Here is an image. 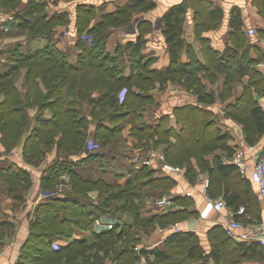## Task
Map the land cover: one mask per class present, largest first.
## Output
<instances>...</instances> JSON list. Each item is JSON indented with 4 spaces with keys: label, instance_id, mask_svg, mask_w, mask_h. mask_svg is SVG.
Here are the masks:
<instances>
[{
    "label": "trees",
    "instance_id": "trees-1",
    "mask_svg": "<svg viewBox=\"0 0 264 264\" xmlns=\"http://www.w3.org/2000/svg\"><path fill=\"white\" fill-rule=\"evenodd\" d=\"M17 2V0H0V7L10 8L7 12L14 15L19 28L27 27L30 31L34 28L41 30L47 29L51 24L50 30L48 29L49 33L52 31L53 22L62 21L64 17L67 18L66 13L53 15L50 18L37 13V17L32 23L24 25L17 15L19 13V11L17 12L19 6ZM253 4L264 19V0H253ZM45 5V3H40V6ZM35 7L38 8L39 6ZM127 12L128 10L122 9L117 15L106 14L99 25L89 28L88 22L93 17L94 10L86 5H78L76 7L75 27L79 33H82L86 28L87 35L94 36V39L92 38L90 44L87 39H82L81 34L79 35V37L81 36L80 40H83L85 45L76 44L80 53L74 63L69 61L67 53L57 49L52 44L35 51H24L21 45H17L8 51L13 65L6 72L0 73V96H3L0 101V146L3 147L4 152L9 153L23 143L21 155L24 162L30 166H36L44 161L48 153L54 150L56 156L45 169L46 172L50 173L41 178V185L44 188L43 180L54 181L56 177L59 178L60 174L55 173L57 168H64L65 164L71 162L73 160L71 158L74 156H76V160L73 163L77 164L89 163L105 157V153L97 149L84 153L88 138L96 143L98 148L104 147L110 143L120 128L117 125L105 126L102 123L103 120L108 118L122 122L129 117L131 136L139 140L144 134L145 141L151 142L154 148L165 146L163 150L164 162L182 167L184 175L190 183L197 179V175L202 170H206L209 175L207 195L210 197L221 195L226 206L234 210L245 203L253 205L252 200L247 196H251L253 201L258 203L249 178L241 176L234 165L223 162L221 155L214 158L212 166L205 159L215 148L227 147L225 143L229 139V134L221 129L222 122L220 121L222 119L205 105L224 102L232 93L233 84L241 81L242 77L247 74L250 77L242 95L234 104H227L225 108H222L223 119L229 117L241 123L249 143H255L264 133V111L253 100L252 96L253 88L257 91L264 90V71L248 69L253 60H250L247 49H245L246 37L240 33V22H235L234 30L239 34L235 40V47L241 48V61L237 62L232 73L227 76L218 97L215 98L208 93L205 86L196 78L197 70H201L203 67H199L200 69L196 71V68L182 67L178 69L179 66L176 67L177 70L186 74L184 86L197 96L196 102L181 105L174 109V116L177 122L181 124L180 130L177 132L173 128L166 129L167 116H162L155 125L133 123L140 118L139 112L141 111L136 107L143 103L142 106L140 105L141 107L139 106L142 108L151 100L150 97H144L141 93L133 91L134 78H137V84L133 87L140 88L141 91L148 90L143 87L151 88L159 73L149 70L148 62H144L145 59L136 53L135 56L138 58L130 65L129 74L125 76L124 67H119L115 59L120 49H117L116 56L107 53L103 47L105 33H99L103 29L105 31L109 23L128 22L130 15ZM184 12V5H177L162 18L163 23H165V41L173 62H175L177 53L183 44L181 28ZM116 16L123 17L122 21ZM139 30V37L134 44L135 52L140 48V36L148 30L147 24L145 22L140 23ZM95 32H98L99 37L102 36L100 38L102 39L101 44L96 43L97 39L93 34ZM94 40L95 42H93ZM256 53L258 57L254 64L257 66V63L264 62V53L259 50H256ZM108 61L110 65L106 63ZM21 69H25V71L22 76V88L19 90L15 86V81L21 74ZM170 70L172 69H169L168 72H171ZM203 70H207V68ZM143 72L146 74L143 75ZM168 72L162 78L169 75ZM94 91H98V96L92 97ZM34 106L39 111L50 110L51 113L47 117H36L35 127L30 134L25 135L31 122L28 109ZM93 122L95 126L90 131ZM2 153L0 150V157ZM11 165L15 166L16 164L12 162ZM15 167V169L0 167V181L6 183L8 196L12 194V200L19 202L23 201L22 191L31 186V180L29 169L20 167V165ZM156 171L154 168L141 166L136 171L128 172L127 177L118 175L121 181L126 177L125 181L120 182L122 187L118 183H107L102 179H83L72 173L70 177L74 178V183L70 185V189L74 191V196L70 195L66 200L50 198L47 202L38 204L35 208V219L29 223V235L22 245L17 264H104L108 256H112L109 258L112 264H139V253L129 246L133 243L131 241H135L130 237L132 229L138 225V220H140L139 211L132 200L138 195L127 187L137 184L138 187L156 188L175 184L174 175L154 176ZM214 173L217 174L218 180L223 181L224 186L222 188L210 179ZM236 178H240L241 184L233 183V179ZM137 180H139L138 183H135ZM87 185H90L89 189H87ZM99 188H107L111 191L105 197L104 202L107 204L124 198L120 206L113 205L112 208L114 210L126 209L133 218V222L125 223L123 227L116 225L100 232L92 231L90 236L72 239L64 246L56 245L54 243L55 236L65 235L68 237L73 233L74 228L92 229L94 220L98 218L97 215H94L75 198L76 195H81L84 191L98 190ZM129 198L130 200L125 201ZM56 202L65 205L60 210L72 211L74 215L59 214L58 211L60 210L55 207ZM13 207L15 206L13 205ZM103 208L107 209L106 206ZM252 209L254 211L256 208L253 206ZM252 209L251 206L250 208L247 206L243 214H249V220L256 221L259 219V209L257 215H253ZM175 212L177 211H168L159 216L155 215L148 221L159 223L168 219ZM2 226H5V223H1L0 227ZM41 226L44 229H40ZM11 227L13 228V225L9 224L8 228ZM52 227H64V229L53 230ZM53 231H56V234ZM4 234L2 229L0 231V247L2 246L1 238L4 237ZM223 234L225 235L221 226H214L209 229L207 238L211 247L206 252L197 233L190 230L170 233L165 239L166 245L180 246L186 243L189 245L183 248L182 253L156 252L155 257L157 259L154 264H192L194 261H199V264H208L209 258L216 264H239L244 258L253 257V252H260L263 249L258 243L243 241L231 243L229 238ZM129 238L132 240L128 243Z\"/></svg>",
    "mask_w": 264,
    "mask_h": 264
},
{
    "label": "crops",
    "instance_id": "crops-1",
    "mask_svg": "<svg viewBox=\"0 0 264 264\" xmlns=\"http://www.w3.org/2000/svg\"><path fill=\"white\" fill-rule=\"evenodd\" d=\"M48 5L47 10H50L49 12L52 15L54 13L67 14L66 19L67 23L68 21L69 23L64 26H57L56 28L58 33L55 38V46L63 52L66 51L65 47L67 49L75 47L76 50H74V53L72 54V56L75 57V60L71 61V58H68L69 61L73 63L77 61V57L80 53V50L76 48L75 42L77 39H75V34L73 32V25L76 19V7L78 5H86L92 7L94 10V15L91 18L89 28L99 25L103 16L106 14L117 15L122 9L128 10L127 13L130 15L128 22H118L116 24L109 23L107 25L103 47L105 51L112 56H116L117 54L120 56V61L123 62L124 66L125 76L129 74L132 59L135 57L136 53L137 55L144 57V62H148L149 70L159 73L160 76L158 75V77L154 79L153 86L150 89L141 91L140 88L133 87V91L141 93L142 96L150 97L151 99L141 108V112H139V119H141L140 123L155 125L159 122V119L162 116H167L168 122L165 126L166 129L173 128L177 132L180 130L181 124L177 122L174 116V109L178 106L197 101V96L184 86L186 74H184L183 71L177 70L178 66V69L182 67L187 69L196 68L195 71L201 67H203V69L207 68V70H197L196 78H198L205 86L207 92L216 98L220 95L227 76L232 73L233 67L237 62L241 61V48L235 47V40L239 35L234 30L235 22H240V33H243L246 37L245 49H247L250 60H253V63L248 67L254 66L256 70H258L259 68L254 64L258 57L256 50L264 53V19L260 15L258 8L253 4V0H57L56 3L53 2ZM177 5H184L185 7L181 28V39L183 44L177 53L175 62H173L165 41V23H163L162 18H164L169 11ZM3 15L4 14L0 12V28L2 25L3 27H11L12 25L15 27V23L13 24V22H11L12 17L4 16L6 19L3 21ZM139 16H143L144 20H141L137 25L133 24V20ZM116 17L120 18V21L123 19V17ZM143 22L147 24L148 30L140 36V48L135 52L134 44H136L140 33L139 24ZM250 29L253 30L252 34L248 32ZM10 43H12V41ZM6 44V41L4 42L3 39H0V73L6 72L13 65L12 61H7L6 55H3L4 52H8L18 45V43L9 46ZM46 45L45 40L42 39L30 40L29 45H27V51H35ZM118 48L120 49V52L117 53ZM169 69H172L170 70L171 72H168ZM260 70L261 69L258 71ZM167 72L170 74L162 78ZM260 72H262V70ZM22 75L18 76L15 81V86L19 90L22 88ZM249 77L250 75L247 74L242 77L241 81L235 82L233 84L232 93L224 100V102H221V104L215 102L213 104L205 105L207 108L212 109L220 119H222V125L220 126L224 132L229 134L227 142L233 150L232 154L235 150L242 149L248 157L251 155L246 149L248 146H253L256 152L263 154L264 133L255 143H249L246 139L243 125L229 117L223 119L222 108H225L227 104H234L236 102V100L242 95L245 86H247ZM98 94V91H94L92 97H96ZM252 96L253 100L264 111V90L257 91L253 88ZM2 99L3 96L1 95L0 101ZM123 113H125V111H123ZM102 123L108 127L117 125L120 128L119 133L123 136H120L121 148L124 146L123 148L130 149V153L125 154L126 156H121L124 159L123 161L119 159V152L114 150V145L116 143L115 139L112 142L110 141L104 149L107 150L106 153H111L107 155V157H102L101 160L106 159V161L104 160V163L99 165L101 166L100 168H102L101 170L103 174L107 171L112 172L114 175H121V172H118L115 169L121 168L124 170V168L126 169L130 166L135 168V170H138V164L140 160L143 159V155L149 156L154 164L159 163L158 157L160 155L163 156L165 146H160L156 148L157 150L145 151L142 155H139V148H136V143H133L136 139H132L130 134L131 124L129 122V117L125 118L122 122H116L105 118ZM122 123H124V126H120ZM94 126L95 123L93 122L89 130L92 131ZM0 150L2 151V148H0ZM17 150L18 148L9 153L3 151L0 159L4 160L6 157L8 160L19 166L21 160L17 155ZM230 156H222V161L229 163L228 159ZM251 162L252 160L249 161L247 174L250 173ZM94 170L95 169H93V171ZM29 171L33 173L32 169H29ZM155 176H167V174L166 172L157 169ZM205 177H208L207 173H199L197 179L193 183H190L185 175L175 176L177 182L175 188L178 187L179 184L182 188L180 192L179 189H176V191L174 189V191H170V197L168 196L167 198L169 203L164 207V213L186 209L192 214H197L199 209L203 208L204 204H206L205 197L201 192L202 180ZM250 183L257 201L259 202L260 208L258 220L250 221L249 214H233L236 209L234 210L227 206L218 212L208 211L209 209L206 208V211H208L207 216L202 215L203 217L201 219L191 217V220H188L189 222L179 226V228H187L192 232L201 229L202 235L200 239L205 251L208 252L211 246L209 239L207 238V232L212 227L221 226L232 218L241 221L245 225L264 223V203L258 195L256 186L251 181ZM186 191H191V195L186 196L190 199L189 207H183L179 204L178 200V198L185 196ZM38 197L37 194H32L31 196L30 194L28 196L26 195L24 198L27 200V205L13 214L11 209L8 208L9 206H5L6 203L1 204L5 206V208L0 209V215H3L4 218H8L9 223L13 225V228L11 227L13 230L10 234L7 233L8 236H5L6 238L2 241L3 246L0 248V264H17L21 246L25 243L29 235V220L27 218L28 203L30 202V199L34 200ZM218 197L222 196L219 195L210 198L215 199ZM2 220L3 219L0 221ZM105 221L113 222L109 218ZM102 222L103 220L101 217H99V219L96 218L92 225V229L89 231L74 228L73 239H82L90 236L92 231H103L104 228H102ZM158 233L150 238L149 241H147V244L148 242H160L167 236V233L164 234L162 232V234L160 231H158ZM227 237L231 243L239 241L235 238ZM59 244L63 245L62 243ZM208 261V264H216L211 258H209ZM104 264H112V262L111 260L106 259ZM239 264H264V247L260 252H253V257L241 260Z\"/></svg>",
    "mask_w": 264,
    "mask_h": 264
},
{
    "label": "rangeland",
    "instance_id": "rangeland-1",
    "mask_svg": "<svg viewBox=\"0 0 264 264\" xmlns=\"http://www.w3.org/2000/svg\"><path fill=\"white\" fill-rule=\"evenodd\" d=\"M18 2V7H17V12L19 11V13H17L18 17H20V22L23 23L24 25H26L27 23H32L33 20L37 17V13H41L43 15H46L47 18L52 17L53 15H60L59 13H54L53 15L49 12L50 10H47V6H49V3H56L57 0H17ZM33 2V3H32ZM32 3V4H31ZM40 3H45V6H40ZM39 6L38 8L35 6ZM34 6V7H31ZM8 9H10L9 7H0V12L3 15V21H5L6 18H4V16L8 17L11 16L12 20L11 22H13V24L15 23V27H13V25L10 26H6L3 27V25L0 28V39H3V41H6V45H13L18 43V45H21L24 51H27L29 42L30 40H35V39H42L45 40L46 44H52V45H56L55 42V38L57 37V33L58 31L56 30L57 26L60 25H67L69 23H67L66 18L64 17V19L62 21H58V22H53L52 25V31L48 33V29L50 30L51 24L48 26L47 29H41V30H37V28H34V30H29L27 27L23 28H19L17 27L18 25V21L15 19L14 15H11V13L7 12ZM51 14V15H50ZM88 24H91V20H89ZM89 27V26H88ZM87 29L85 28V30L82 31V33H79L76 28H75V23L73 25V32L75 34V39L76 40V44L77 45H85L84 41L85 39H87L88 43L91 44V41L94 39V36H89L87 35ZM76 32V33H75ZM100 34H104L105 31L103 29V31H99ZM83 35V40H80L79 35ZM97 39L96 43L101 44L102 39H100L101 37L98 36V32L93 33ZM92 34V35H93ZM18 37V38H16ZM93 38V39H92ZM99 38V39H98ZM15 39V40H14ZM18 39V40H16ZM95 39V40H96ZM95 40L93 42H95ZM12 41V43H10ZM18 41V42H15ZM10 43V44H9ZM20 43V44H19ZM75 44V45H76ZM88 45V44H87ZM56 47V46H55ZM65 53L68 54V58H71V61L75 60V57L72 56V54L74 53V48H66L65 47ZM4 56L6 55V59L7 61H12V59L10 58L9 52H4L3 54ZM2 55V56H3ZM73 58V59H72ZM136 58H138V56L133 57L132 59V63H134V61L136 60ZM144 58V57H142ZM116 59V64H118L119 67L123 68V62H121L120 56L115 57ZM110 65L109 61L106 62ZM252 66V67H248L249 70H256V68ZM25 69H21V74L19 76H21L24 73ZM146 74L145 72H143V75ZM23 76V75H22ZM151 78H153V76H151ZM134 85L137 84V78H134ZM132 85V88L133 86ZM145 89H150L148 86L147 87H143ZM42 89V88H41ZM143 104V103H142ZM142 104H140L142 106ZM139 105V106H140ZM137 106L136 108H138V110L141 111V106L139 107ZM144 106V105H143ZM30 118H31V122H30V127L29 130L26 132L25 135L30 134V132L32 131V129L35 127L36 125V117H47L50 116L51 111L50 110H43V111H39V109H37V107H32L28 109ZM32 115V116H31ZM141 119H137L135 121H133V123H140ZM168 120L166 121L165 125H167ZM221 122V121H220ZM220 125V124H219ZM120 126H124V123H122ZM120 136H122L119 131L115 134V136L111 139V142L114 141L115 139V151L119 152L120 157L119 159L123 160L124 159L121 156H126L125 154L130 153V149L128 148H121L120 146V142H121V138ZM123 137V136H122ZM89 140H91L90 138H88ZM87 139V140H88ZM132 139H134L132 137ZM145 136L144 134L141 135V137L139 138V140H136L135 142H133L136 146V148H139V155H142L145 151H149V150H157L156 148H154L151 145V142L145 141ZM23 144V143H22ZM22 144H20L17 148V155L19 156V159L21 160V164L20 167H26L27 169H32L33 173H31L29 171V175H30V180H31V186H29L27 189H25L24 191H22L23 193V201H19V202H14L12 200V194H10V196H8L9 194L6 191V183H4L3 181H0V205L2 203H6L5 206H9L8 208L11 209L12 214L22 208H24L25 205H27V200L24 198L26 195L28 196L30 194V196L32 194H37V196H39L36 199H30V202L28 203V212H27V218L29 220V223L31 220L35 219V208L38 206V204L42 203V202H47L48 199L50 198H58L59 200H66L67 197H70V195H73L75 193H73L74 191L72 189H70V185L72 183H74V178L70 177L72 175V173L77 174L79 177L83 178V179H88L90 178L91 180H96V179H102L104 182L107 183H114L120 185V187H122V181H125L126 177H124L121 181L120 177H118V175H114L112 172H107L105 171V173H102V168H100L101 166H99L100 164L104 163L103 161L106 159H97L94 160L93 162H89V163H81V164H77V163H73V161L76 160V156H74L73 160H71V162H67L65 164L64 168H57V171L55 172L56 174H60L59 178L56 177V179L54 181H44L45 187H42V177H45L46 175H48L50 172H46L45 169L47 167L48 164H50L55 156H56V152L54 150H52L50 153H48L44 159V161H42L41 163H37L38 165L36 166H30L28 164H26L22 158L21 155V151H22ZM109 143H107L104 147L102 148H97L98 151H103L105 153V156L107 157V155H109L110 153H106V149H104ZM225 145L227 147H217L215 148L211 153H209L205 159H207V161L209 162V165L212 166L213 165V160L217 155H221V156H225L228 157L232 154V148L231 146H229L228 142L226 141ZM98 146V145H97ZM134 147V146H132ZM0 148H2V152L4 151L3 147L1 146ZM15 148V149H17ZM154 148V149H153ZM228 148V149H227ZM14 150V149H13ZM12 150V151H13ZM111 150V149H110ZM11 152V151H10ZM6 153V152H5ZM113 153V152H112ZM144 157L146 155H143ZM52 157V158H51ZM99 160V161H98ZM126 161V160H125ZM93 163V164H91ZM12 162L10 160H8L6 157L4 158V160L0 159V167L3 168H8L11 167L13 169H15L16 165H11ZM128 166V165H127ZM131 167V166H130ZM128 167V168H118L115 169L118 172H121V175L125 174L124 176H126V173L128 172H133L136 171L135 168L133 167ZM186 168V166H184ZM130 168V169H129ZM93 169H95L93 171ZM127 169H129L128 171H126ZM140 169V167L138 168ZM115 170H111V171H115ZM93 171V172H92ZM124 171V172H122ZM46 172V173H45ZM79 172V173H78ZM135 173V172H134ZM133 173V174H134ZM202 174H206L208 172H206V170H202L201 172ZM54 174V173H53ZM105 175V176H104ZM120 175V174H119ZM208 175V174H207ZM75 176V175H74ZM155 176V174H154ZM209 177V175H208ZM210 179H212V181H215L218 185V187H223V181L218 180L217 179V174L214 173L212 176H210ZM61 181V182H60ZM64 181V182H62ZM139 180H137L135 183H138ZM180 183V180H179ZM233 183L237 184H241L240 182V178H236L233 179ZM136 186L131 185L130 187H127L128 189H130L132 192H134V194L138 195V197L136 198H132L133 200V204L134 206L137 208V210L139 211V219L138 220V225H135L132 229V235L130 236L133 240L135 241H131L132 239H128L127 242L129 243L130 241L133 242L131 243V247H133V249L135 250V252L139 253V264H154V261H156L157 257H155V253L156 252H161V253H182L183 252V248L187 247L189 245V243L177 246V245H166L165 243V239L166 237L170 234V233H174L172 231V228L177 227L179 229V231H187V228L184 229H180L179 226L184 225L186 222H189L191 219V217H196L198 219H201L206 212V216L208 211H206L207 208V204H204V207L199 209V212L197 214H191L190 212L186 211V210H177V212H175L172 216H170L168 219L166 220H162L159 223L156 222H149L148 219L150 220L152 218V216L155 215H163L164 213V209L163 208H158L155 205V202L159 199L162 198H168V196L170 197L171 194V190L172 191H176V189H179V192L182 188V186L179 184L178 187L175 188V186H177V182H175V184L173 186H160V187H156V188H152V187H147V186H142V187H138L137 184H135ZM34 187V190H33ZM87 189L90 188V185L86 186ZM89 187V188H88ZM174 189V190H173ZM33 190V191H32ZM117 191V188L115 189ZM83 194L81 195H76V198L80 203H83L87 209L89 211H92V213L94 215H97L98 219L99 217H101V219L103 220L102 222V228H104V230L106 229H110L116 225H118L119 227H123L125 223H132L133 222V218L131 217L130 213L128 211H126V209H120V210H114L112 208L113 205H117L120 206L123 201L124 198H121L120 200H114L109 202L108 204L105 203V197L106 195L110 194L111 191L107 188H99L98 190H88V191H84L82 192ZM74 196V195H73ZM214 196H218V195H214ZM247 198H249L250 200H252L253 205H248V203L242 204L241 207L247 208V206L251 209L256 208L253 211V215H257L258 214V209L259 207V202L257 203L256 201H253V198L251 196H247ZM126 200H130L129 199H125ZM179 200V204L182 205L183 207H189L190 205V199H187L186 196L180 197L178 198ZM13 205L15 207H13ZM5 206L1 205L0 209L5 208ZM65 205L56 202L55 203V207L57 208V210H60L62 207H64ZM106 206L107 209H104L103 207ZM101 207V209H99ZM103 211V212H101ZM59 214L63 215L64 213H69V215L73 216L74 213L72 211H64V210H60L58 211ZM107 218L111 219L113 222H108L105 221ZM3 219L2 221H0L1 223H5V226L0 227V231L5 232L4 237H2L1 242L6 238L5 236H8V234H10V232H12V228H8L9 226V220L8 218H4L3 215H0V220ZM189 220V221H188ZM0 223V225H1ZM142 224H144L143 226H141ZM40 229H44V227H40ZM51 229H64V227H52ZM58 231V230H57ZM74 231V229H73ZM89 231V230H87ZM158 231H160L161 233L163 232L164 234L167 233V236L161 240L160 242H148L150 238H152L153 236H155V234L158 233ZM8 233V234H7ZM54 234H56V231H53ZM162 233V234H163ZM199 236L201 237V229H197L196 232ZM89 234V232H88ZM159 234V233H158ZM224 235V234H223ZM226 235V234H225ZM224 235V236H225ZM137 237V238H136ZM73 239V233L68 236L65 237V235H59V236H55L54 237V243L56 245H60L59 243H62L63 246L67 245L68 242L70 240ZM137 239V241H136ZM200 243L202 244V241L200 240ZM203 245V244H202ZM3 246V244H2ZM1 246V247H2ZM0 247V248H1ZM22 248V246H21ZM21 253V250H20ZM112 256H108V260H110L109 258H111ZM106 260V259H105ZM105 263V261H104ZM199 261H194L192 264H199ZM209 263V261H208Z\"/></svg>",
    "mask_w": 264,
    "mask_h": 264
},
{
    "label": "built area",
    "instance_id": "built-area-1",
    "mask_svg": "<svg viewBox=\"0 0 264 264\" xmlns=\"http://www.w3.org/2000/svg\"><path fill=\"white\" fill-rule=\"evenodd\" d=\"M141 20H144L143 16H139L133 20V24L139 23ZM249 33L252 34L253 30H248ZM257 67L264 71V62L257 63ZM122 96V95H121ZM98 148L97 144L94 143L92 140H88L85 148L84 153H88L92 150H96ZM247 151L251 154L250 157L246 155L245 151L242 149H237L233 152V154L229 157V163L234 165L239 174L241 176H246L249 178V180L256 186L257 192L259 197L264 203V155L256 152L253 146H248ZM251 162V170L250 173L247 174V170L249 167V161ZM159 163H155L151 161V158L149 156L143 157L142 160H140L138 166H147L149 168H154L161 170L163 172H166L167 175H174V176H180L184 175V169L179 166H173L170 164H167L164 162V157L160 155L158 157ZM209 186V178L205 177L202 180V194L205 197L208 211H214L218 212L221 211L226 207V203L223 199V197H218L215 199L210 198L207 195V188ZM191 191H186L185 196H190ZM169 203L168 199L162 198L155 202V205L158 208H163ZM244 208L239 207L235 210L233 214H243ZM206 216V212L204 214ZM203 215V216H204ZM221 228L223 232L226 234V236H229L231 238H235L239 241H243L246 243H258L259 245L264 247V223H254L250 225H245L239 220H236L234 218L229 219L225 223L221 225ZM173 232L179 231L177 227L172 228Z\"/></svg>",
    "mask_w": 264,
    "mask_h": 264
}]
</instances>
